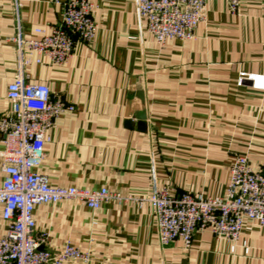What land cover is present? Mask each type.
<instances>
[{
	"label": "crops",
	"instance_id": "obj_1",
	"mask_svg": "<svg viewBox=\"0 0 264 264\" xmlns=\"http://www.w3.org/2000/svg\"><path fill=\"white\" fill-rule=\"evenodd\" d=\"M63 1L24 0L23 35L57 24ZM90 1L94 40L75 38L63 65L44 58L26 68L28 81L75 109L46 132L36 172L56 188L223 198L237 156L264 171V92L237 85L242 74H264V0H241L235 15L226 1L207 0L195 38L162 47L138 16L137 0ZM15 33L12 1L0 0V114L11 110L7 88L18 73L9 41ZM2 211L0 205V236L7 230ZM34 218L35 236L46 237L42 250L60 252L70 243L90 255L88 263L66 264H264V229L249 221L235 244L207 229L186 248L180 239L161 246L147 203L106 202L92 210L61 201L36 206Z\"/></svg>",
	"mask_w": 264,
	"mask_h": 264
},
{
	"label": "built area",
	"instance_id": "obj_2",
	"mask_svg": "<svg viewBox=\"0 0 264 264\" xmlns=\"http://www.w3.org/2000/svg\"><path fill=\"white\" fill-rule=\"evenodd\" d=\"M15 13L16 33L9 41L17 53L18 73L8 85V113L0 114V205L7 224L0 236V264H66L69 260L83 263L90 255L67 243L60 252L47 248L46 237L35 236L34 211L41 204L74 201L97 210L103 203L118 205L144 204L152 207L158 240L168 246L182 240L189 248L193 236L210 229L220 240L233 244L240 239L246 221L264 229V171L254 170L248 158L237 156L231 167L227 194L223 198L184 193L172 195L155 190L147 197L123 195L102 188L99 191L76 187L56 188L35 170L45 160L46 132L56 120L75 111L60 99H54L46 85L27 80L26 68L41 65L46 58L51 64L63 65L72 57L75 38L90 44L96 35V6L90 0H64L61 20L48 30L36 28L34 37L22 33L20 11L24 0H11ZM231 14L238 13L241 0H224ZM207 0H137V14L146 20L148 32L159 46L171 40L188 41L206 20ZM264 92V74H242L237 85ZM245 252L248 248L245 246Z\"/></svg>",
	"mask_w": 264,
	"mask_h": 264
},
{
	"label": "water",
	"instance_id": "obj_3",
	"mask_svg": "<svg viewBox=\"0 0 264 264\" xmlns=\"http://www.w3.org/2000/svg\"><path fill=\"white\" fill-rule=\"evenodd\" d=\"M138 96H139V98H140L141 100H143V95H142V94H138ZM144 118H145V115H144V114H138V119H139L140 121H143ZM40 249L42 250L43 248H40Z\"/></svg>",
	"mask_w": 264,
	"mask_h": 264
}]
</instances>
